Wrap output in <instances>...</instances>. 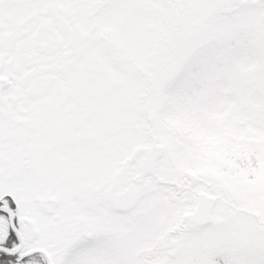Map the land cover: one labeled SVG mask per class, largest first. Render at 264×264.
<instances>
[{"label": "snow or ice", "instance_id": "snow-or-ice-1", "mask_svg": "<svg viewBox=\"0 0 264 264\" xmlns=\"http://www.w3.org/2000/svg\"><path fill=\"white\" fill-rule=\"evenodd\" d=\"M0 264H264V0H0Z\"/></svg>", "mask_w": 264, "mask_h": 264}]
</instances>
